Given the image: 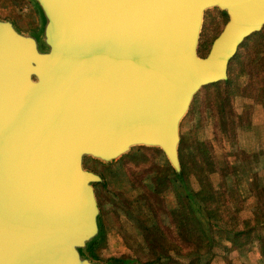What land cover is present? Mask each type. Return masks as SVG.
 Returning a JSON list of instances; mask_svg holds the SVG:
<instances>
[{
  "label": "water",
  "instance_id": "95a60500",
  "mask_svg": "<svg viewBox=\"0 0 264 264\" xmlns=\"http://www.w3.org/2000/svg\"><path fill=\"white\" fill-rule=\"evenodd\" d=\"M30 1L37 32L0 19V264H109L84 251L99 177L83 157L143 145L179 172V122L201 87L226 80L264 0ZM211 7L227 20L200 57Z\"/></svg>",
  "mask_w": 264,
  "mask_h": 264
},
{
  "label": "rangeland",
  "instance_id": "374dc122",
  "mask_svg": "<svg viewBox=\"0 0 264 264\" xmlns=\"http://www.w3.org/2000/svg\"><path fill=\"white\" fill-rule=\"evenodd\" d=\"M0 19L12 21L22 35L37 32L40 22L30 0H0ZM226 20L216 7L204 10L197 42L200 57ZM226 74V80L205 85L193 95L179 122L182 179L155 147L133 146L108 163L83 157V168L99 177L93 183L98 232L88 243L93 257L86 253L91 259L264 264V249L256 239L240 247L226 240L232 231L250 230L255 237L257 223L264 220V25L238 46ZM201 184L212 203L209 213L196 207L199 218L207 224L211 221L206 214L216 221L224 218L206 225L208 246L206 239L196 238L201 227L192 222L185 201L188 192L197 199L194 192ZM184 221L186 229H178Z\"/></svg>",
  "mask_w": 264,
  "mask_h": 264
},
{
  "label": "trees",
  "instance_id": "16d2710c",
  "mask_svg": "<svg viewBox=\"0 0 264 264\" xmlns=\"http://www.w3.org/2000/svg\"><path fill=\"white\" fill-rule=\"evenodd\" d=\"M181 143V142H180ZM180 153V155H179ZM178 157H179V161H180V166L181 168L183 167V162H182V155H181V151H180V147H178ZM175 176L178 179H182L183 178V174L182 172H174ZM205 185L202 186L201 184V189L197 190L194 192L195 196L197 197L194 198L195 200H198L200 203H197L195 200L191 199L190 195H193L192 192L190 194V192L187 193V195L185 196L186 199V203H187V207L190 210L191 209V214H192V222H197L198 225H200L201 229L198 230L200 233V237L197 236L196 238H201L202 240L205 241L206 239V245L208 246L210 244V235H208V233L205 231L206 225H211V223H219V221H221L222 219H224L223 217H219L218 221H216L215 219H213V217L211 215H208L206 213H209V209H211V203L212 201H210V199L212 198V196L210 194H203V192H205ZM194 197V196H193ZM196 207L198 208H202V210L204 212H206V217H207V221L209 222V220L211 221V223L209 222V224L206 223V221L203 218H199V214L196 213ZM226 213V211L224 212V214ZM187 220V218L185 219ZM197 220V221H196ZM184 222H180L177 226L178 229H186L185 227V223ZM257 226V235H255V237L252 236V233L250 232V230H242V231H232V232H227V238L226 240L230 243L231 246L234 247H240L245 245L246 243L251 242L252 239H256L258 241V243H261L264 249V236L260 234L261 231H264V220L259 221ZM214 225V224H213ZM253 227V226H252ZM251 228V227H250ZM231 235V236H228ZM240 237H242V240H239ZM195 236L191 239H194ZM186 240H188L189 238H184ZM84 251H86L85 253L89 254L91 257H93V254L90 251V244H88L86 246V248L84 249ZM262 253H264V250L262 251ZM109 264H127L128 260L124 259V258H118V257H110L108 260Z\"/></svg>",
  "mask_w": 264,
  "mask_h": 264
}]
</instances>
